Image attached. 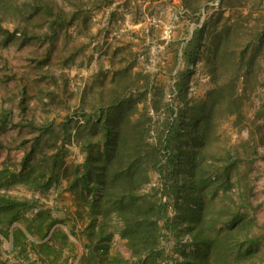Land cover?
Instances as JSON below:
<instances>
[{
    "label": "rangeland",
    "instance_id": "obj_1",
    "mask_svg": "<svg viewBox=\"0 0 264 264\" xmlns=\"http://www.w3.org/2000/svg\"><path fill=\"white\" fill-rule=\"evenodd\" d=\"M202 26L197 62L189 66L184 52ZM183 79L181 107L189 116L211 109L210 150L225 154L238 149L233 175L246 178L243 192L254 207L250 218L264 227L256 217L264 204V0H0V116H10L0 130V154L15 173L47 125L57 132L68 116L81 121L83 113L107 107L116 92L126 94L123 101L145 94L149 105L155 95L158 112L150 114V124L152 136L158 135L169 114L166 105L180 102ZM50 143L49 135H43L41 157ZM69 150L67 165L80 163V151ZM63 185L48 192L23 184L0 190L37 206L11 228H25L39 208H48L58 229L75 234L64 256L47 261L30 247L21 252L0 237L3 264H77L83 224L73 227L77 203L64 195ZM158 187L159 176L152 173L144 190ZM169 214L174 216L173 207ZM188 241L183 236L182 242ZM54 244L60 250L62 240ZM113 248L129 258L117 237Z\"/></svg>",
    "mask_w": 264,
    "mask_h": 264
},
{
    "label": "trees",
    "instance_id": "obj_2",
    "mask_svg": "<svg viewBox=\"0 0 264 264\" xmlns=\"http://www.w3.org/2000/svg\"><path fill=\"white\" fill-rule=\"evenodd\" d=\"M202 33L203 26L187 44L184 58L189 66L196 65ZM184 84L185 79L179 84L178 106L166 105L169 114L156 136L150 124V114L158 112L155 95L149 105L145 94L123 101L126 94L116 92L107 107L83 113L81 121L68 116L57 132L47 125L26 149L18 173L8 167L0 170V190L23 184L48 192L65 182L77 203L73 227L83 224V253L77 264H264V227L250 218L254 207L250 194L243 192L246 178L233 175L238 149L225 154L210 150L211 109L189 116L181 107ZM127 89H132L128 83ZM8 115L0 116V130ZM55 133L60 138L53 137ZM43 135H49L51 143L41 157ZM71 147L82 154L75 165H67ZM152 173L159 176V187L146 192ZM35 206L0 194V235L18 243L26 239L9 228L23 223L24 213ZM34 216L37 221L25 226L27 234L47 239L59 221L49 209L39 208ZM70 234L75 235L73 229ZM183 236L189 241L183 243ZM59 237L63 247L69 246L61 233L49 241ZM116 237L129 258L113 248ZM46 252L57 259L63 248L48 246Z\"/></svg>",
    "mask_w": 264,
    "mask_h": 264
},
{
    "label": "crops",
    "instance_id": "obj_3",
    "mask_svg": "<svg viewBox=\"0 0 264 264\" xmlns=\"http://www.w3.org/2000/svg\"><path fill=\"white\" fill-rule=\"evenodd\" d=\"M4 159L5 158H4L3 154H0V170H2L3 168H5L7 166V162H4ZM63 183L65 184V186L63 185V187H64V195L69 196L70 198L74 199V196L71 195L69 192H67V190H66V183L65 182H63ZM46 209H48V208H46ZM260 210H262V211H259V214L256 213L257 214L256 217H257V219H258L259 222H263L264 223V204H263V206L260 207ZM51 215H52V212H51ZM33 220H36L37 221V217L34 216V218L31 219V221H33ZM17 224H20V223H17ZM1 228H5V225H1ZM13 231L14 232L24 233V235L26 236V239H23L22 238L21 241L19 240V243H18V242H14L13 239H12V237L9 236V238H7L6 240H10V242L12 243L13 246L20 247L21 252L26 251V249L28 247H30L32 249V251L36 254V256H38L42 261H47V260H51L52 259L51 257L53 255L50 258L47 257L46 249H47L48 246H54L55 249L57 250V245L54 244V243H55V241L57 239H61V238L59 237V238H55V239H52L51 241H49L50 236L53 235V234L61 233V234H64V235L67 236V239H68L67 241H68L69 246H64L63 247V245H62L63 252H62L61 257L64 256V253H65V249L66 248L73 247V244H72L71 239H70V237H71L70 232L68 230H65L64 231L63 229H58L57 228V224L53 227V229H52V231L50 233L51 235L47 239H44V240L41 239L40 242H30L28 236L29 237H31V236L27 234L25 228H18V227L11 228L10 227L9 228V232L11 233ZM0 237H2V236L0 235ZM35 237H38V236H35ZM2 238H4V237H2ZM31 238H34V237H31ZM33 244L36 246V250L34 249ZM62 244H63V241H62ZM60 246H61V244H60ZM61 257H59V258H61ZM0 263L3 264L2 261H1V259H0Z\"/></svg>",
    "mask_w": 264,
    "mask_h": 264
}]
</instances>
